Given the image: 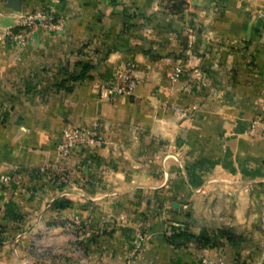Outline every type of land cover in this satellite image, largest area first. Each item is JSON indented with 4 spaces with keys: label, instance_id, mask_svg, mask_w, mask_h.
<instances>
[{
    "label": "crops",
    "instance_id": "crops-1",
    "mask_svg": "<svg viewBox=\"0 0 264 264\" xmlns=\"http://www.w3.org/2000/svg\"><path fill=\"white\" fill-rule=\"evenodd\" d=\"M263 26L264 0H0V264H264ZM71 125L103 142L66 162Z\"/></svg>",
    "mask_w": 264,
    "mask_h": 264
},
{
    "label": "built area",
    "instance_id": "built-area-1",
    "mask_svg": "<svg viewBox=\"0 0 264 264\" xmlns=\"http://www.w3.org/2000/svg\"><path fill=\"white\" fill-rule=\"evenodd\" d=\"M260 41L264 43V26L262 27L260 34ZM137 72L136 67L129 66L117 73L112 77L107 78L98 86V97L100 101L111 102L117 97H132L137 89L139 81L133 77V74ZM179 73H175L174 78L179 77ZM258 126L262 127L264 133V119H255L250 125V132L254 133ZM103 139L99 133L94 130L83 129L77 125H71L65 129L60 136L57 151L59 156L64 161L69 162L76 151L86 150L87 148L100 146ZM61 180H64L62 178ZM15 186L16 188H22L23 185L18 178L10 175L0 176V191L7 189L8 187ZM138 247L143 246V237H139ZM200 264H225L223 260H212L208 257H203L200 260Z\"/></svg>",
    "mask_w": 264,
    "mask_h": 264
},
{
    "label": "rangeland",
    "instance_id": "rangeland-1",
    "mask_svg": "<svg viewBox=\"0 0 264 264\" xmlns=\"http://www.w3.org/2000/svg\"><path fill=\"white\" fill-rule=\"evenodd\" d=\"M175 5H176V4H174L173 6H175ZM181 6H182V3H180L178 7H181Z\"/></svg>",
    "mask_w": 264,
    "mask_h": 264
}]
</instances>
